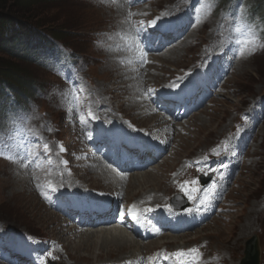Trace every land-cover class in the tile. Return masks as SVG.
Returning a JSON list of instances; mask_svg holds the SVG:
<instances>
[{
	"label": "rangeland",
	"instance_id": "374dc122",
	"mask_svg": "<svg viewBox=\"0 0 264 264\" xmlns=\"http://www.w3.org/2000/svg\"><path fill=\"white\" fill-rule=\"evenodd\" d=\"M14 2L16 1H11V4ZM19 8L20 4H15L12 10ZM107 10L97 3L96 0H49V2H39L37 5L31 6L24 20L26 24L31 26L30 30L34 28L40 29L43 33L54 37V39L68 48H71L75 53L86 59V61L89 62V70L84 73L86 75L88 73L94 87L99 92L107 93L114 97V99L117 98L115 99L117 101L116 103L120 105V101H122L124 96L120 94L121 91H116L112 88L113 86H111H117V84H119V81L115 80L117 77L115 68L109 67V59L106 58L105 54L98 53L96 51L97 48L94 47L92 43L93 39L98 36L102 30H106L112 23L113 16L109 10ZM238 13L241 16L246 15L243 8H239ZM219 22L222 28L227 26L222 20ZM215 25L216 23L211 26H204L194 33L191 32L193 35L190 33L186 38L187 40L182 43L185 50H180L181 52L178 60L172 61L169 64L161 60L160 65L156 67V79H167V76L170 77L169 75L187 70L192 65H198L199 63L197 61H199L201 56L207 51L206 45L209 42L207 37L212 34ZM236 25H239V23L233 24V26ZM251 27L253 28V25H251ZM231 30L232 28H227L224 31V35L228 34L229 31L231 33ZM260 39L259 35H255V51L250 55L246 53V55L242 57L243 60L240 59L237 61L231 76L222 85V89L211 98L202 110L198 111L188 122L182 125L184 131L174 140V145H172L173 153L164 162H160L150 170L139 171L141 174L152 172L156 178L154 179L155 183L153 182L152 185L143 184V186L141 184L143 187H147V191L154 190V192L157 193L155 194L160 198L164 195L171 197L175 192L173 189H170L168 175L173 172L176 167L181 165L186 159H198L206 155L216 157L214 150H216V148H221L228 138H233L237 135V127L241 121L245 118V121H252L248 111L252 106L249 107V105L253 104L259 107L264 101V46ZM24 45L23 42H20V44L16 43V45H13L12 49L15 50L14 52H18L17 54L19 55L24 52H30L28 54L32 55L34 52L32 48H27ZM0 61L6 64L4 65L6 66L4 71H6L10 65L20 77H23V73H26L27 75H25L32 81V84L38 86L40 89H50L51 86L54 85L51 91H56L63 85L67 86L61 79L60 81L62 83H59L55 76L34 65L31 61H22V59L20 60L14 56L10 59L9 55L5 53L0 54ZM39 105L40 106L33 115L30 129L39 136L51 139L49 142L53 149V154L59 155L61 154V151H59L60 149H58L59 142L63 140L68 143V135L64 131L60 133L56 131V122H59V117L61 115L58 111V104L53 98H50L49 102H44L42 106L41 103H39ZM122 113L125 114L126 117H131L133 112L124 107ZM39 114L40 116H37ZM45 114H47L48 119H45ZM133 118L140 126L150 124V122L146 120L139 121L136 120L135 117ZM246 125L248 131L253 134V139L248 143L245 149L246 155L243 160L242 168L234 182L229 186L226 200L222 206V209H225L226 213L212 219L207 225L190 234L177 236L166 235L154 241H147L156 242L159 240L158 242H161V244L159 243L154 246L153 249H145L144 251L153 252L162 247L171 250L177 246L196 245L201 241H205L208 246L205 252L218 254L216 255L217 258L209 261V264H242L245 261L251 260L246 259L247 255L245 251L247 244L250 243L253 238H256L259 250L258 264H264V120L260 124L255 122L253 127L250 125L248 126L247 123ZM17 132L18 131H16L15 134ZM12 133L13 129L11 128L3 132L1 136L3 137ZM10 178H15L22 182L29 181L23 178L21 171L9 165L0 156L1 238L7 236L9 231L14 232V234L26 232L43 237H49L52 231H59L61 233L66 231V228L62 226L60 218L53 211L47 209L41 201V194H37V192H35V194L32 192H30L31 194H26L30 199V204L34 207L33 211H31L32 207L30 205L28 209H26L27 207H24V203L17 198L8 201L7 197L10 195V188L5 190H3V188ZM82 178H85L86 182H89V184L92 182V178L87 175ZM56 179H63V176H56ZM141 185H135L134 191L136 194L132 200H136L142 196L143 193L140 194L137 191L142 187ZM94 188L108 191V189L100 183ZM125 190H127L126 186H124V193ZM128 196L129 195L125 193V200H129ZM39 204L42 205L40 208ZM36 209H39V213L46 214L45 220L38 219V217L35 216ZM47 212H51L54 215H47ZM58 223H60L59 226H57ZM62 227L63 229L60 230ZM79 235L73 234V237L71 234L70 236L68 235V237L65 236L66 238L63 237L62 240H58L64 246L63 254L61 251L58 252V257H60L64 263L94 264L95 261L105 260V258L102 257L98 258V255L95 256V259H90L87 257L88 255L86 252L83 251L78 255L73 250V246L75 242L78 241L77 236ZM172 240H176V243H172ZM145 243L140 242V244L144 246ZM97 253L99 254L98 251ZM115 257L114 255L112 259ZM53 258L56 259V256ZM55 259H51V261L57 262V259ZM63 262H61V264ZM0 264H6V262L0 259Z\"/></svg>",
	"mask_w": 264,
	"mask_h": 264
},
{
	"label": "bare ground",
	"instance_id": "6f19581e",
	"mask_svg": "<svg viewBox=\"0 0 264 264\" xmlns=\"http://www.w3.org/2000/svg\"><path fill=\"white\" fill-rule=\"evenodd\" d=\"M183 49H184L183 45H181V46L178 45L175 48H173V50L165 53V55L163 57V62L166 63V64H169L172 61L178 60L179 59L178 57L180 55V52L183 51ZM159 62H161V61H159ZM118 79H119L118 77L115 78V80H118ZM114 84H116V83H114ZM123 84L124 83H119V84H117V86H115V85H111V86H113L112 88H114L116 91H121L120 94H122V96H126V99L123 100V103L129 104V105L132 106L133 105V103H132V100H133L132 93L129 92V91H125V93H123L124 92L123 90H126L125 89V86H123ZM124 85H126V84H124ZM115 99H117V98H115ZM132 110L133 111H136V109L134 107H133ZM132 110H129V111H132ZM125 113H126V111H125ZM97 174L91 173L90 175L92 177H94ZM154 179H156V178L152 174V172L151 173L150 172H147L145 174H141L140 172H137V173H134L133 175L129 176L127 183L123 185V186H126L127 187V190L128 191L125 190V193L127 195H129L128 196L129 197V200H132V198L135 197V194H136V192L134 191L135 185H141V184L142 185L143 184L144 185H146V184L152 185V183L154 182ZM104 180H102L99 176H97L96 178L91 179V181H92L91 183H92L93 186H95V185H98V183L104 182ZM143 186L139 190H137L138 193H140V194L143 193L142 195H144V196H149V195H151L153 193H156V192H154V190L153 191L152 190L151 191H147V189H146L147 187H143ZM9 188H10V195L7 197L8 201H12L13 199L15 200V198H17V199L21 200L24 203V207H27L26 209H28V207L30 205L32 207V210L31 211H33L34 207L32 206V204H30V199L26 195V194L30 193L29 187H28L27 184H25V182H22L20 180H16L15 178H10V180L8 182H6V185H4L3 190L9 189ZM41 206L42 205L39 204V208ZM38 210L39 209H36L35 216H37L38 219H44L45 220V218H46L45 215L46 214L45 213L44 214L39 213ZM50 214L51 215H54L51 212H47V215H50ZM58 222H60V221H58ZM59 225H60V223H58L57 226H59ZM62 229H63V227L60 228V230H62ZM51 233L52 234L49 235V236L52 237V238L55 237L57 240H62L63 237H65V236L68 237V235L70 236L72 234L70 228H66V231H64L62 233L59 232V231L58 232H56V231L53 232L52 231ZM80 234L81 235L77 236L78 237V241L75 242V244L73 246V250L78 255L82 251L83 252H86V254L88 255L87 257H89L90 259H95V256L96 255L99 256L98 258H100V257L105 258V260H103V261H95L94 264H107V263H110V262L121 263V262H123L125 260H128V259H131V258L135 257L137 254H141L142 253V250L151 249V248L153 249L154 246L158 245L159 243L161 244V242H158L159 241L158 240L156 242H146V243L144 242L145 243V246H144V245H141L140 242L132 239L129 235L125 234L123 231H115V230H109V229H87V230L83 231ZM72 236H73V234H72ZM171 239H173V238H171ZM173 242L176 243V240L175 241L172 240V243ZM97 251L99 252V254L97 253ZM114 255L116 257L114 259H112V257ZM98 258H96V259H98Z\"/></svg>",
	"mask_w": 264,
	"mask_h": 264
},
{
	"label": "trees",
	"instance_id": "16d2710c",
	"mask_svg": "<svg viewBox=\"0 0 264 264\" xmlns=\"http://www.w3.org/2000/svg\"><path fill=\"white\" fill-rule=\"evenodd\" d=\"M11 1L13 0H0V54L5 53L9 55L10 59L14 56L20 60L22 59V61H29L25 54L30 52H24L19 55L17 54L18 52H14L15 50L12 48L13 45H16V43L20 44V42H23L25 44L24 46L29 48V46L42 44L45 41V39L39 37L38 32L41 30L36 28L30 30L31 26L26 24L24 18L25 15L29 13L31 6L37 5L39 2H49V0H15L16 2L13 4H11ZM263 1L264 0H259V2ZM15 4H20V8L12 10ZM258 4L259 3H255V6H258ZM260 12H264V7L261 8ZM4 65L6 64L0 61V95H2L1 88L3 85L9 87L19 99L26 94H31L34 84L27 78V74L23 73V77H20L10 65L6 71H4V68H6Z\"/></svg>",
	"mask_w": 264,
	"mask_h": 264
},
{
	"label": "snow or ice",
	"instance_id": "6c2138e0",
	"mask_svg": "<svg viewBox=\"0 0 264 264\" xmlns=\"http://www.w3.org/2000/svg\"><path fill=\"white\" fill-rule=\"evenodd\" d=\"M197 12H199V9H197ZM160 18L161 17H158L157 19L152 20L150 22V24L148 25V27L154 26ZM136 32H137V34L143 33L144 29L143 28L136 29ZM240 43L242 45L241 48H240V55H245V53L250 55V54H252L255 51L254 42H252L250 40H244V41H241ZM250 44H251V46H249ZM140 45H142L141 38H140L139 44H137V48L138 49H140ZM140 59L144 63H147L146 52L144 50H141ZM172 87H176V85H173ZM147 91H148L149 94L153 93V89H151V88H149ZM89 118H90V120H99L100 119L99 116H96V115H94L91 112L89 113ZM81 123H82V125H84V121L83 120L81 121ZM104 123L105 124H111L112 121L111 120H105ZM132 130H136V129L133 128ZM239 131H240V129H237V132H239ZM85 134L87 135L89 140L92 139V136H93V132L92 131H87ZM145 134L149 135L148 133H145ZM160 143L166 144L167 142L166 141H161ZM43 147H44V150L46 152L49 150V145L48 144H44ZM60 151L63 152V151H65V149L63 147H60ZM214 154L215 155H219V152L214 150ZM207 160H208V157H205L204 163H206ZM200 163H201L200 161H197V164H200ZM197 171L201 172L202 175H204V176H211L212 174H217V175L221 174V169L218 168V167H212V168H206V169H201L200 167H197ZM199 185H200V181L198 179H192L191 181H185L183 184L180 185L179 191L186 198V201L189 204H195L196 205L195 209L193 207H185V208L181 209L182 213L191 215L194 210L195 211H199L200 207L204 206L206 204L207 197H205L204 199L199 200V202L197 203V201H198L197 194L201 191V188H200ZM212 187H214V184L208 189V191H211ZM49 188H50V190L52 192H56L57 191V189L53 188L51 185H49ZM41 196L44 199H48V197L44 193H41ZM133 209H135V205H132V206L129 207L128 213H127V217L130 218L131 221L137 222L139 220V214L136 211H134ZM155 210L156 209H154L152 207H147L143 211L145 213H152ZM165 210L169 213V215L174 214V208L172 206H166ZM119 216H120L121 220H123V218L125 217V213L123 211V206L120 207ZM190 251L195 252L196 250L192 249ZM174 255L178 259H180V258H182L185 255V253L183 251H178ZM149 264H152L151 260L149 261ZM180 264H185V262L182 259H180ZM190 264H199V261H198V259H193L190 262Z\"/></svg>",
	"mask_w": 264,
	"mask_h": 264
},
{
	"label": "water",
	"instance_id": "95a60500",
	"mask_svg": "<svg viewBox=\"0 0 264 264\" xmlns=\"http://www.w3.org/2000/svg\"><path fill=\"white\" fill-rule=\"evenodd\" d=\"M246 255L249 261H245L243 264H258V248L256 240L252 239L250 243L247 244Z\"/></svg>",
	"mask_w": 264,
	"mask_h": 264
}]
</instances>
